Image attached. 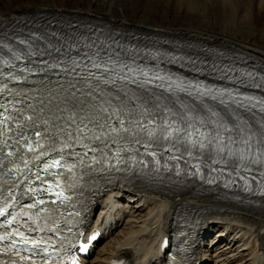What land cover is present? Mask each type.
Segmentation results:
<instances>
[{"label":"bare ground","instance_id":"1","mask_svg":"<svg viewBox=\"0 0 264 264\" xmlns=\"http://www.w3.org/2000/svg\"><path fill=\"white\" fill-rule=\"evenodd\" d=\"M12 1L14 2L0 0V25L17 12L49 13L82 19L92 25L105 24L119 29L136 27L163 37L168 42L180 39L184 43H206L223 47L254 58L264 67V47L250 45L222 32L215 33L208 29L172 28L152 19L136 20L127 13V0H78L74 5L65 1L56 3V0H18V8H15ZM229 1L222 0L227 5ZM48 81L52 85L56 82L54 77ZM138 184L139 181L136 180L130 184L112 186L96 198L95 205L103 207H100L102 209L97 218L93 219L91 216L88 230L97 227L106 235V240L104 245L97 248L95 264H107L117 253L128 254L131 264H161L160 254L165 250V245L170 241L178 224L177 216L174 215L178 204L175 201L176 194L170 188L150 191ZM124 200L127 202L123 205ZM133 203L136 204L132 206ZM182 205L188 212L193 209L200 210L194 232L195 259L200 260L199 264H209L212 259L214 264H264V235L258 231L264 226L263 199L241 202L231 201L215 192H191L184 198ZM143 210L147 217L142 216ZM215 228H220L218 237L224 231L226 234L208 248L203 238L210 235ZM226 240L230 243L224 245ZM250 251V259H246Z\"/></svg>","mask_w":264,"mask_h":264},{"label":"snow or ice","instance_id":"2","mask_svg":"<svg viewBox=\"0 0 264 264\" xmlns=\"http://www.w3.org/2000/svg\"><path fill=\"white\" fill-rule=\"evenodd\" d=\"M23 43V41H21ZM59 52V50H57ZM12 55L15 57L16 60L21 59L19 55L16 53H12ZM77 55L79 56L80 53L77 52ZM96 57L97 59H94ZM84 59H86L90 63V68L91 69H96L99 71V75H97L96 72L91 71L87 65H83L86 71V75L81 74V80H94L95 83V88L96 89H101V85H108L116 84V80L112 78V74L114 71L113 67H110L107 65V62L104 61L103 57L100 56L99 52L94 53L93 55H89L87 53L84 54ZM111 58L109 57V60ZM5 64H9L10 62L8 60H4ZM114 63V62H113ZM82 65L78 62L73 60L72 65L68 68L65 69V71H70L72 73H76L77 68H80ZM131 71V69H129ZM122 80H127V77H120ZM79 82V81H78ZM261 85H257V87H260ZM6 87V85H5ZM73 88V92L71 95L76 98V85H71ZM199 87V86H198ZM0 91H3V89H0ZM212 93V89H206L204 93L201 95H208ZM217 93L220 97H223L225 93L220 92L217 90ZM101 95H102V90H101ZM87 96L91 101H95L97 99V96L94 95L91 91L87 93ZM229 99L234 100V102L237 104L239 107H243V101L248 100L251 101L253 98L250 96H245L242 97L241 99H236L233 97L232 93H228ZM216 96H213L212 99H216ZM116 99H119V96L116 97ZM112 102V97H109L106 103L111 104ZM227 101H225L223 98L220 99V104L221 105H226ZM89 105L82 99L76 98V103L73 104V108L76 109V111H73L70 116L67 117V119L71 122V124H75L76 127L73 130H69V126L65 124L63 127L59 129L60 133H65L67 135L68 140L73 139V134L75 133V137L77 140H79L81 137H86V138H91L95 139L96 141H99L103 147H101V151H103L104 147H107V140L112 138V134L115 133L119 135L121 132H129L130 128L135 126V128L138 131H143L147 133V136L149 139L156 138L155 137V129H149L148 124L142 123L139 120H134L132 118H129L128 120V127H125V120L120 118L121 115V110L120 109H113L111 112H109V109L106 107L101 106L99 109V112L96 114L95 117H90L88 115H80L81 112L84 111L85 108H87ZM186 107V106H185ZM64 111H68L67 108L64 109ZM208 111L211 113L212 117H217L219 113L212 111L211 109H208ZM100 113H104L106 115H100ZM2 115V113H0ZM131 117V113L128 114ZM177 114L172 113V116L175 117ZM115 116L117 118V124L118 127H110L109 126V121L112 119V117ZM8 119V118H5ZM27 120L31 121L34 118L33 117H27ZM198 120L201 126H204L206 123V120L204 117L201 116H196L193 118L190 115L181 113L179 114V120L177 121L176 119H172V122L169 123L168 119L163 120V124L166 125L162 129V135L157 138L160 140L168 141L170 142L172 147H176L178 144H183L185 151L188 152V155L191 156L193 153L192 151L188 148V145H191L192 149H196L197 151H202L205 149H210L213 145V142L215 141L217 143V147L215 148V152L217 155L225 153L226 145L220 144L221 141H223L224 136L223 133H229L228 136V141L231 144H236V143H242L243 145L247 146L248 149V154L245 155L244 151H240V153L233 152L230 148L227 151V156L228 157H236L232 161V165L234 169L239 172V168L243 167L245 170H247V165L248 164H260L262 163L260 156H256L253 159H249V157L252 155L251 152V141L253 136H258L261 143H264V127L258 128L254 131L251 132V134L248 135H243L246 133V129L242 128L239 124L232 122V128L228 127L227 123L219 122L215 119L208 120L207 123L210 125H215V128L213 129L212 132H200L198 128L195 127V124L193 123V120ZM77 120H79V123H77ZM87 120V123L85 121ZM5 120H0V125H3ZM45 124L48 123L47 120L44 121ZM151 123V121L149 122ZM89 125H92L93 127H89ZM252 126L249 125V128ZM108 128V131H105V129ZM98 130V134H94L91 137H88V133H96ZM222 130V131H221ZM236 132L239 134H242L240 136V139L237 140L234 138L231 133ZM59 134V133H58ZM43 134L39 131H34L32 133V136L35 138L41 137ZM20 136L22 137L21 139H17L16 143L21 144L23 143L24 146L27 147V150L29 152H35L37 148H42L44 145L39 142V139L36 140V146L34 147L32 143L29 142V137L23 136V132H21ZM193 137H197L196 139H193ZM123 138V137H120ZM139 142V141H137ZM112 143H116L115 139H112ZM70 145L65 142L64 147L67 148ZM145 147H149V144H145ZM55 150V149H54ZM60 151H63L61 149ZM261 155H264V148L259 149ZM13 153L9 152L8 155H12ZM40 155H44V153H40ZM209 157L211 156V152L207 154ZM221 159L224 160V157L221 156ZM213 163H219L217 160H213ZM224 163L227 164L228 160H224ZM25 168L28 166V161H24ZM60 161H54L53 165H59ZM53 165H50L53 166ZM18 168V166H17ZM39 179V177H37ZM56 187H59V184L56 185ZM58 197L63 196V192H60L57 194ZM0 196H3V193H0ZM5 201L8 199H14V197H11L9 195L8 197H4ZM39 204H44L43 200H40L38 202ZM36 204H30L29 208H35ZM11 215V213L8 211L7 207L0 208V216H4L5 214ZM27 215V213H24ZM16 217H12V219L7 220V224H12L13 220H15ZM31 219V217H29ZM14 235L13 232H9L5 236H0V240H7L10 236ZM21 236V242L24 244L28 243V240L26 237H24V233H19ZM33 245L36 247H39L42 243L41 240H34L32 241ZM16 241H12V246H15ZM45 252H47V248L44 249ZM23 259V257H22Z\"/></svg>","mask_w":264,"mask_h":264},{"label":"rangeland","instance_id":"3","mask_svg":"<svg viewBox=\"0 0 264 264\" xmlns=\"http://www.w3.org/2000/svg\"><path fill=\"white\" fill-rule=\"evenodd\" d=\"M17 1H12L15 8H18ZM64 1L74 5L78 0H56V3ZM126 4L127 13L139 21L152 19L172 28L208 29L215 33L222 32L250 45L264 47V0H230L228 5L222 0H127ZM134 204L136 203L132 206ZM143 211L142 216L147 217L146 211ZM219 229L215 228L211 235H207V244L218 237ZM225 242L224 245L230 243L228 240ZM248 254L246 259H250L251 251Z\"/></svg>","mask_w":264,"mask_h":264}]
</instances>
